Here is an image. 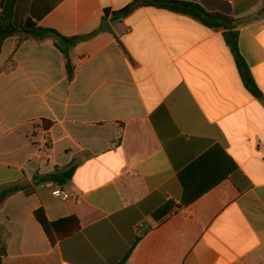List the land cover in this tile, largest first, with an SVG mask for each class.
Masks as SVG:
<instances>
[{
  "label": "crops",
  "instance_id": "0c3cea01",
  "mask_svg": "<svg viewBox=\"0 0 264 264\" xmlns=\"http://www.w3.org/2000/svg\"><path fill=\"white\" fill-rule=\"evenodd\" d=\"M134 1L0 0L63 39L0 53V188L29 189L0 207L1 264H264V0H180L236 21L260 97L225 31L151 6L113 17ZM72 166L68 201L36 180ZM40 209L81 229L52 244Z\"/></svg>",
  "mask_w": 264,
  "mask_h": 264
},
{
  "label": "trees",
  "instance_id": "16d2710c",
  "mask_svg": "<svg viewBox=\"0 0 264 264\" xmlns=\"http://www.w3.org/2000/svg\"><path fill=\"white\" fill-rule=\"evenodd\" d=\"M149 6L188 16L217 32L225 31L224 34L226 41L236 58L244 82L246 83L248 89H250L256 96H261V93L258 90L256 83L254 82L252 74L250 73V70L247 67L240 53L238 33L233 30V25L236 22L234 19L227 17L223 14L208 12L199 4L180 0H136L124 9L113 13V17L116 19H124L130 14H132L136 9ZM109 13V11H105L102 17V24L103 22H105ZM103 30L104 28L102 27L96 33L86 38H92ZM16 34H24L28 38H33L41 41L47 38H55L58 41V46L60 48L63 41L62 37L56 31L39 28L31 22H26V24L22 27L17 26L12 21L11 5L5 4L3 7V13L0 17V53L2 51L5 41L15 36ZM81 40L82 39H75L74 44L79 43ZM76 170L77 167L72 166L69 169L57 170L55 173L43 176L41 178H36V180H39L42 183H53L58 187L62 188L66 186L69 182H71ZM25 190L29 189L27 188V186L22 185L21 183L1 187L0 207L5 203V201L9 197H11L17 192ZM35 217L43 227L46 235L48 236L52 244H56L58 241H61L76 234L81 229L80 220L76 216H71L60 219L58 221L51 222L48 220L45 211L43 209H40L35 212ZM1 230L2 228L0 226V232ZM6 255L7 247L0 236V264L2 263L3 257ZM127 259L128 256L119 264H125Z\"/></svg>",
  "mask_w": 264,
  "mask_h": 264
},
{
  "label": "built area",
  "instance_id": "2783aa9c",
  "mask_svg": "<svg viewBox=\"0 0 264 264\" xmlns=\"http://www.w3.org/2000/svg\"><path fill=\"white\" fill-rule=\"evenodd\" d=\"M52 194L55 198L61 199L62 201H68L71 198V196L60 187H56Z\"/></svg>",
  "mask_w": 264,
  "mask_h": 264
}]
</instances>
